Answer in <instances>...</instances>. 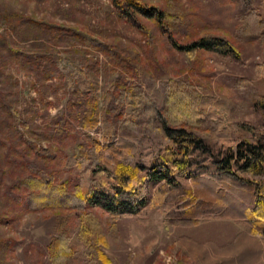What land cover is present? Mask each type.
Returning a JSON list of instances; mask_svg holds the SVG:
<instances>
[{"label": "rangeland", "instance_id": "374dc122", "mask_svg": "<svg viewBox=\"0 0 264 264\" xmlns=\"http://www.w3.org/2000/svg\"><path fill=\"white\" fill-rule=\"evenodd\" d=\"M137 1L182 15L187 32L174 29L177 41L221 37L239 51V58L205 50L190 57L143 15H137L141 28L123 22L112 0H0V264H51L47 247L58 235L71 246L64 264H264L263 233L245 222L253 215L247 188L239 191L228 183L213 193L199 191V208H207L208 214L199 215L197 225L178 224L168 233L165 213L153 199L163 183L141 182L137 189L148 212L144 224L137 216L113 219L94 204L86 209L106 247L79 238L76 217L34 210L25 199L27 189H17L18 180L35 165L54 183L71 188L78 184V171L67 166L68 160L89 149L93 139L102 145L107 140L100 120L110 89L124 100L119 116L107 114L117 132L157 136L156 93L176 82L226 99L229 112L218 106L207 109L220 113L225 127L234 128L238 136L264 134V110L255 105L264 97V40L245 30L250 11L264 21L263 0H250L247 6L243 0ZM59 67L72 71L81 85L68 83ZM90 82H97V94ZM95 95L99 123L88 130L85 120L95 116ZM91 111L92 118H87ZM202 117L213 130L208 113ZM245 177L264 180V175ZM189 181L176 177L174 183L184 186ZM181 238L195 243L183 244L192 253L176 244ZM98 249L107 262L98 258Z\"/></svg>", "mask_w": 264, "mask_h": 264}, {"label": "trees", "instance_id": "16d2710c", "mask_svg": "<svg viewBox=\"0 0 264 264\" xmlns=\"http://www.w3.org/2000/svg\"><path fill=\"white\" fill-rule=\"evenodd\" d=\"M243 1L246 6L250 2ZM112 3L123 22L141 28L137 15H143L166 34L172 46L190 57L198 50H205L223 58H239V51L221 37L204 36L193 41H177L174 29L182 33L186 31L182 15L178 13L148 7L137 0H112ZM246 18V33L264 40V21L260 19L259 13L250 11ZM142 30L150 37L144 25ZM59 71L68 83H77L72 71L60 67ZM261 74L264 75V72ZM76 85H81V82ZM89 85L97 94V82H90ZM156 95L160 103V109L153 112L157 136L117 132L115 124L109 123L107 114L111 113V117L119 116L124 100L121 94L114 96V90L110 89L104 94L100 120L104 122V139L107 140L102 145V141L93 139L89 149L68 160L67 166H75L78 171V184L71 188L67 183H54L43 168L34 164L30 166V174L18 180L17 189H27L29 193L25 199L34 210L52 209L66 212L67 218L76 217L80 224L78 237L86 238V243L106 247L105 236L97 231L86 211L93 204L105 210L113 219L137 216L138 221L144 224L148 212L142 207L144 197L137 188L141 182L163 183L153 193V199L165 213L164 227L168 233H172L176 225H197L199 215L208 214L207 208L206 211L199 208L201 201L197 197L201 191L206 189L213 193L221 185L229 183L230 188L236 187L239 191L247 188L250 191L249 203L253 215L245 222L253 223L264 236V180L251 182L245 177L264 175V134L238 136L234 128L225 127L220 113L207 109L209 106H218L229 112L231 104L211 93L200 94L191 84L169 82L165 85V92H157ZM95 96V116L92 118L91 111L87 118L92 119L85 120L88 130L96 128L99 123L96 118L98 98ZM255 105L264 110V97H259ZM202 113H208L207 120L214 123L213 130L205 126L206 120ZM195 173L201 176L193 179ZM218 174L224 176L215 179L213 176ZM176 177L190 181L181 186L174 183ZM185 243L195 245L186 238L176 242L181 246H185ZM190 246L185 247L192 253ZM47 249L51 264H64L61 261L71 254L69 241L61 235L55 236ZM97 254L100 260L107 262L100 249Z\"/></svg>", "mask_w": 264, "mask_h": 264}]
</instances>
